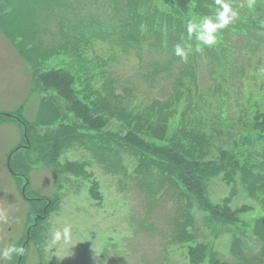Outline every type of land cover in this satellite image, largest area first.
I'll list each match as a JSON object with an SVG mask.
<instances>
[{
  "label": "rangeland",
  "instance_id": "obj_1",
  "mask_svg": "<svg viewBox=\"0 0 264 264\" xmlns=\"http://www.w3.org/2000/svg\"><path fill=\"white\" fill-rule=\"evenodd\" d=\"M125 5L128 0H0V248L15 240L25 249L12 264H191L189 243L174 239L178 211L171 182L138 171L135 158L116 145L90 151L84 137L99 135L94 131L81 130L82 135L71 131L67 136L57 128L64 124L63 110L60 120L48 123L57 103L36 85L37 71L70 67L115 108L166 100L178 90L175 86L182 92L192 90L194 99L200 97L204 104L198 116L213 123L223 142L236 135L235 130L247 127L245 119L256 107L264 110L263 32L254 34L258 43L220 33L231 46L225 56L234 59L227 60L231 67L223 70L227 79L222 77L217 84L211 62L217 56L224 62L221 51L209 52L206 57L213 59L205 60L195 53L190 72L184 69L185 61L156 45L167 34L143 40L146 19L129 16ZM166 63L170 67L165 73L155 71L167 67ZM180 101L168 104L177 111L186 104ZM190 115L194 113L183 114L184 118ZM57 133L63 140L62 159L91 160L101 184L102 207L89 196L87 182L57 176L36 156L42 153V141ZM228 190L216 180L211 197L218 201ZM260 197L249 196L242 188L234 202V207L253 206L241 215L248 224L246 235L234 233L231 226L216 234L197 232L199 239L213 243L212 258L218 264H264V200ZM42 205L46 211L39 214L36 209ZM66 226L71 229L69 237L53 243V234L62 233ZM257 226L261 227L258 237Z\"/></svg>",
  "mask_w": 264,
  "mask_h": 264
},
{
  "label": "trees",
  "instance_id": "obj_2",
  "mask_svg": "<svg viewBox=\"0 0 264 264\" xmlns=\"http://www.w3.org/2000/svg\"><path fill=\"white\" fill-rule=\"evenodd\" d=\"M229 2L239 12V18L221 33L248 37L251 42L258 43L254 34L264 33V14H261V8L264 10V0H251V7L250 0ZM128 3L125 7L128 8L129 16L138 20L146 19L143 40L146 38L149 41L154 36L163 37V33L167 34V39L156 45H160V48L167 52L171 51L174 56L175 45L181 42V37L187 38L186 20L190 19L192 14L211 15L215 10L214 0H128ZM228 43V39L219 35V43L216 46L206 47L201 53L193 51L189 55L191 58L185 62L184 69L192 72L190 62H193L195 53L204 55L201 59L205 60L213 59L206 57L209 52L221 51L224 62L221 61L222 57L218 56L211 62L214 66L213 77L219 84L223 81L222 77L227 79L223 70L231 67L227 60L233 58L225 56L228 53V45L231 47ZM166 65L167 67L164 65L155 68V71L165 73L170 67V64ZM34 80L36 85L49 92L57 103L58 109L56 113L51 109L48 123L54 124L60 120L59 116L63 110L61 117L64 124L57 128L66 131L67 136L71 131V134L78 132L77 135L83 134L81 130L94 131L99 135L94 138L84 137L90 151H104L110 149L111 145H116L119 150L135 158L138 171H144L147 175L153 174L157 178L164 177L171 182L172 193L177 195L175 205L178 211L176 221L173 220L176 231L174 239L189 243L187 257L191 264H203L210 259L211 264H218V261L212 258L215 255L211 247L213 243L199 239L197 232L209 230L216 234L231 226L234 233L239 231V234L246 235L248 224L244 223L241 215L254 210L253 206L242 204L234 207V202L240 196L242 188L249 196H263L260 198L264 200V110L259 106L258 109L255 106L256 112L245 119L247 127L235 130L232 134L236 135L223 142L218 136L220 131L214 129L213 123L198 116V109L204 106L200 101L202 98L194 99L192 90L182 92L179 90L180 86H175V89L179 88L171 98L155 99L130 109L125 105L117 108L111 106L102 94H94V89L82 82L70 67L39 70L34 75ZM218 87L223 92V88ZM171 100H174L175 104L183 100L187 105L174 111L171 109L173 106L168 104ZM210 106L212 105L209 104ZM192 107L193 110H190ZM186 111L194 113V116L184 118ZM114 120L118 122L116 125ZM257 131L259 135L256 134ZM60 134H53L54 136L43 140L41 145L39 143L42 153L36 156L47 163L57 176L87 182L89 196L97 206L102 207L104 197L101 184L91 160L62 159L63 140L57 138ZM51 140L54 142L51 143ZM20 148L19 146L17 149ZM117 158L123 161V157L118 153ZM216 180H220L229 189L228 194L218 201L212 199L210 192V187ZM36 211L39 214L45 213V206H39ZM200 223L202 228L199 226L198 229ZM240 225L244 227H239ZM260 229L258 226L254 228L257 237L261 234Z\"/></svg>",
  "mask_w": 264,
  "mask_h": 264
},
{
  "label": "clouds",
  "instance_id": "obj_3",
  "mask_svg": "<svg viewBox=\"0 0 264 264\" xmlns=\"http://www.w3.org/2000/svg\"><path fill=\"white\" fill-rule=\"evenodd\" d=\"M215 10L211 15L192 14L186 20L187 38L181 37V42L174 47V54L187 62L189 55L194 51L201 53L206 47H214L219 43V35L222 30L228 28L239 18V12L229 0H214ZM249 6L251 7V0ZM70 227H64L63 232L56 231L53 234V243L59 242L62 237L67 239L70 235ZM25 249L19 246L15 240H10L0 248V264H12L15 257L22 256Z\"/></svg>",
  "mask_w": 264,
  "mask_h": 264
}]
</instances>
